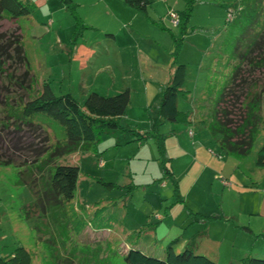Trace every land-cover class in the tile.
<instances>
[{
  "label": "rangeland",
  "instance_id": "rangeland-1",
  "mask_svg": "<svg viewBox=\"0 0 264 264\" xmlns=\"http://www.w3.org/2000/svg\"><path fill=\"white\" fill-rule=\"evenodd\" d=\"M32 4L27 16L36 25L26 16L16 22L0 18V30L19 25L35 86L45 80L55 94L68 90L80 104L90 90L111 94L127 88L129 101L117 126H93L92 142L81 141L54 159L79 168L71 199L85 222L78 230L68 209L46 203L47 192L39 195L51 164H0L1 258L13 264H127L123 253L132 243L162 256L169 234L178 236L171 242L175 251L190 248L215 264H239L243 255L259 256L258 248L264 253V171L259 170L264 164L255 162L264 141V65L249 70L247 63L263 50L241 60L231 55L237 0H149L144 12L118 6L116 0ZM230 8L233 14L225 18ZM170 12L178 14L177 21ZM138 41L158 50L152 56L136 51ZM170 61L173 69L182 64L183 91L176 95L182 115L174 120L158 116L155 106ZM237 61L242 78L233 83L229 76ZM253 93L259 95V116L251 148L244 154L226 151L212 128L213 106H225L233 125ZM216 115L222 118L219 111ZM150 125L165 138L171 133L164 142L168 155H160L156 138L144 136ZM46 131L52 147L55 138ZM102 204L112 219L108 235L90 226L96 224L94 208Z\"/></svg>",
  "mask_w": 264,
  "mask_h": 264
},
{
  "label": "trees",
  "instance_id": "trees-1",
  "mask_svg": "<svg viewBox=\"0 0 264 264\" xmlns=\"http://www.w3.org/2000/svg\"><path fill=\"white\" fill-rule=\"evenodd\" d=\"M123 2L144 12L149 0ZM31 4V0H0V18H13L16 22L19 16L28 15L33 5ZM237 4L240 8L231 22L229 51L241 60L252 50L262 49L263 53L258 52L255 56L248 57L250 70V67L264 65V0H237ZM239 45L241 52L236 50ZM239 63L237 61L231 67L229 78L233 83L242 75L238 70ZM179 66L176 65L172 70L159 97L158 110L168 120L182 115L176 104L177 92L183 91L179 88L182 76ZM32 77L21 43L19 25L0 30V164L36 163L38 167L51 164L49 180H46L45 189L40 190L39 195L43 197L47 192L46 203L51 201L50 205L68 209L70 224L78 230L85 222L73 208L71 199L79 168L71 163H55L54 159L72 151L81 141H86L84 143L87 145L92 142L96 137L93 126L95 129L117 126V117L123 113L129 101V93L127 88L111 94L90 90L80 104L68 90L55 94L45 80L38 87L35 86ZM223 87L215 104L222 98ZM245 105L243 115L233 125L228 124L231 120L227 118L225 106L216 110L213 106L211 122L215 126L212 128L219 132L220 145L226 151L244 154L251 148L258 128L256 120L259 114L256 110L259 108V95L251 94ZM217 111L222 118L216 115ZM46 128L55 138L52 147L47 143ZM255 162L264 164V141L257 150ZM41 197L37 199L44 206L45 201ZM172 241L175 239L168 242L162 256L129 246L123 253V259L127 264H215L213 259L195 253L190 248L175 251ZM19 250H23L22 247ZM1 257L3 256L0 255V264H13ZM240 261L239 264H264V257L248 255Z\"/></svg>",
  "mask_w": 264,
  "mask_h": 264
},
{
  "label": "crops",
  "instance_id": "crops-1",
  "mask_svg": "<svg viewBox=\"0 0 264 264\" xmlns=\"http://www.w3.org/2000/svg\"><path fill=\"white\" fill-rule=\"evenodd\" d=\"M32 1V0H31ZM117 1V5L119 6H123V7H130V8H133V7H131V6H128V5H126L124 2H123V0H116ZM73 2V1H72ZM74 3V2H73ZM77 3H75V5H76ZM125 5V6H124ZM133 9H135V8H133ZM135 10H137V9H135ZM26 17H28V16H26ZM28 19H29V17H28ZM29 22H30V24L33 26V25H36V23H35V19H29ZM115 37V36H114ZM174 47H175V44L173 45V49H174ZM171 48V50H170V52H173V49ZM158 50V48L157 47H155V46H153L152 44H150V43H145V42H143V41H138V44L136 45V51H139V52H144V53H146V52H149L150 53V55L152 56V54H154V51L156 52ZM72 54V53H71ZM148 56H149V54H148ZM76 57V56H75ZM152 58V57H151ZM142 59V58H141ZM155 62V61H154ZM170 63L172 64V62L170 61L169 62V64L168 65H165L166 66V68H167V70H166V76H165V80H164V83H165V81L167 82L168 81V79H169V77H170V75H171V73H172V70H173V67H171V65H170ZM142 62L140 61L139 62V65H140V67L142 66ZM167 64V63H166ZM146 71H140V74L144 77V76H146V73H145ZM158 105H159V98H158V103L157 104H155V106H156V108H157V114H158V116H163L160 112H159V110H158ZM163 118H165L164 116H163ZM117 119H118V117H117ZM156 120H157V122H156V124H158L159 122H160V119H158V117H156ZM159 121V122H158ZM150 128V130H153L154 131V133H150V130H148V131H146V134L144 135V136H151L153 139H157V142H156V146H157V148H158V152H160V155L162 154V155H164L165 156V154L166 155H168V152L166 151V148H167V146H165L164 145V142L165 141H169L170 140V137H171V135H169V134H171V133H168L167 135H165V136H168L167 138H165L164 137V134H162V133H160V132H158V126L157 125H150L149 126ZM135 131V130H134ZM164 137V138H163ZM161 139H162V141H161ZM172 143L173 142H171L170 144L172 145ZM258 166H261V165H258ZM259 170L261 171V172H263L264 171V169L262 168V167H260L259 168ZM78 173H79V169H78ZM78 178V177H77ZM75 188H76V185H75ZM75 188H74V191H75ZM74 195V194H73ZM101 206V208L100 207H97V208H94V210H93V214H92V218H95V225H93L92 223H90V221H89V223H90V226H91V228H95V229H103L104 231H106L107 232V235L109 234V230H110V228H111V222H112V219H111V216L110 215H108V213L106 212V209H105V205H100ZM98 208H100V209H98ZM199 213V212H198ZM197 212H196V215H198V218H199V216L201 217V218H206L204 215H206V214H204L203 216H201L202 214H198ZM161 216L158 214V218H160ZM213 217V216H212ZM202 219V220H203ZM201 220V222L203 223V224H206V223H204L203 221ZM84 225H85V223H84ZM144 223H142V226L141 227H143L144 228ZM82 228V227H81ZM154 228V227H153ZM135 231V230H134ZM147 231H150L149 229H145V231H144V233H147ZM206 233V232H205ZM257 233H262V232H260V231H258ZM263 237H264V235H263ZM168 239L169 240H178V236H174L173 234H169V237H168ZM182 240H184V239H182ZM130 246H136V245H134L133 243H132V245H130ZM136 247H138V246H136ZM141 250H143V251H145V252H147L146 250H144V249H142L141 248ZM260 251H262V249L260 250V248H258V250H257V252H256V255H261L262 256V254H264V253H261ZM264 252V251H263ZM160 253L163 255L164 254V249L162 248L161 250H160ZM245 255H243L241 258H243ZM230 264V263H229Z\"/></svg>",
  "mask_w": 264,
  "mask_h": 264
},
{
  "label": "built area",
  "instance_id": "built-area-1",
  "mask_svg": "<svg viewBox=\"0 0 264 264\" xmlns=\"http://www.w3.org/2000/svg\"><path fill=\"white\" fill-rule=\"evenodd\" d=\"M233 9H228L227 12H226V17L225 18H231L230 16L233 14ZM171 16H172V20H175L177 21L176 17H177V14L175 12H170Z\"/></svg>",
  "mask_w": 264,
  "mask_h": 264
}]
</instances>
